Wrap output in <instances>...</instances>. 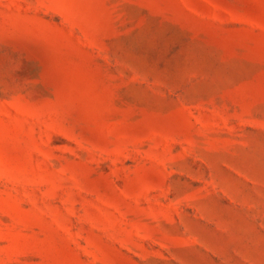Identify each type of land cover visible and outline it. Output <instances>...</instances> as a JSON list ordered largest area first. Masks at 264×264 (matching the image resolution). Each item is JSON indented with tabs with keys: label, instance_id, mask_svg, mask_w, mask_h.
Masks as SVG:
<instances>
[{
	"label": "rangeland",
	"instance_id": "rangeland-1",
	"mask_svg": "<svg viewBox=\"0 0 264 264\" xmlns=\"http://www.w3.org/2000/svg\"><path fill=\"white\" fill-rule=\"evenodd\" d=\"M0 264H264V0H0Z\"/></svg>",
	"mask_w": 264,
	"mask_h": 264
}]
</instances>
